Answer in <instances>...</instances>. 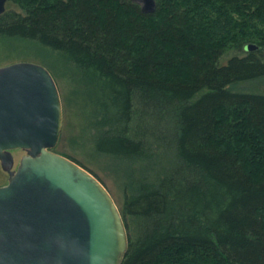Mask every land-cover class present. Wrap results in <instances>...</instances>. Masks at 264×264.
<instances>
[{"label":"trees","instance_id":"1","mask_svg":"<svg viewBox=\"0 0 264 264\" xmlns=\"http://www.w3.org/2000/svg\"><path fill=\"white\" fill-rule=\"evenodd\" d=\"M8 1L0 41L56 56L112 162L122 264H264V0Z\"/></svg>","mask_w":264,"mask_h":264},{"label":"water","instance_id":"2","mask_svg":"<svg viewBox=\"0 0 264 264\" xmlns=\"http://www.w3.org/2000/svg\"><path fill=\"white\" fill-rule=\"evenodd\" d=\"M153 13L156 0H137ZM7 0H0V14ZM249 49L253 45L248 46ZM63 105L39 63L0 67V264H122L128 230L109 188L76 159L58 153ZM27 152L14 170L13 149Z\"/></svg>","mask_w":264,"mask_h":264},{"label":"rangeland","instance_id":"3","mask_svg":"<svg viewBox=\"0 0 264 264\" xmlns=\"http://www.w3.org/2000/svg\"><path fill=\"white\" fill-rule=\"evenodd\" d=\"M10 4L7 3V7H9ZM252 45V44H251ZM0 46H2V49H0V67L5 66L14 62L19 61H31L36 62L42 65H45L43 60L45 58L46 61H53L56 56H49L47 52H44L42 50L38 49H31L30 47L32 45H26V44H16L12 42H1ZM250 46V45H249ZM16 47V48H15ZM40 54V55H36ZM234 54L233 51H229L225 56L223 57L224 63L227 62V60ZM44 57V58H43ZM51 57V58H50ZM56 83L58 85L60 96L62 99V105H63V127L61 132L60 140L57 144V146L54 148L56 152L61 154H66L72 158H75L78 161H81L83 164L86 165V167L95 173L102 181L107 185L110 192L112 193L114 199L116 200L118 205H121V195L119 194L118 190L116 189V185L113 180V176L111 175L110 171L107 169L106 164L112 163L109 159H106V157H102L98 155L99 162L104 166V169L102 168V165L99 166V163H96L95 157L92 159L90 158V153H92V147L89 145V147H86L83 149H80L78 147H73L71 142L74 139V137L77 138V140H80V136L84 135V144H87V138L88 132L87 129H83V124L85 123V120L80 115V110L78 107L73 105L74 98L71 95V85L68 81L63 80L60 77L56 76ZM81 83V82H79ZM257 84V83H256ZM79 87V84H75L74 87ZM257 90L264 91V81H261V83L255 85ZM238 90H250V88L244 87L243 85L237 87ZM255 91V90H254ZM82 102L81 98L78 99V103ZM81 104V103H80ZM12 154L15 158V164L13 169L15 170L17 166L19 165L20 159L22 156L26 155L25 150L23 149H13ZM130 167V164L128 165ZM139 173H136L137 179L141 176V171ZM140 175V176H139ZM9 180V174L6 172L0 163V182L1 184L8 183Z\"/></svg>","mask_w":264,"mask_h":264},{"label":"flooded vegetation","instance_id":"4","mask_svg":"<svg viewBox=\"0 0 264 264\" xmlns=\"http://www.w3.org/2000/svg\"><path fill=\"white\" fill-rule=\"evenodd\" d=\"M7 3H9V1L7 0V2H6V9H7ZM18 149H20V148H18ZM55 150V149H54ZM26 152V151H25ZM26 154H27V152H26ZM5 184H7V183H5ZM4 184V185H5Z\"/></svg>","mask_w":264,"mask_h":264}]
</instances>
